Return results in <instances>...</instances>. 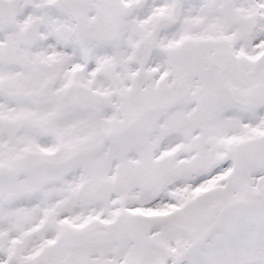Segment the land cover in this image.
<instances>
[{
  "label": "snow or ice",
  "instance_id": "obj_1",
  "mask_svg": "<svg viewBox=\"0 0 264 264\" xmlns=\"http://www.w3.org/2000/svg\"><path fill=\"white\" fill-rule=\"evenodd\" d=\"M0 264H264V0H0Z\"/></svg>",
  "mask_w": 264,
  "mask_h": 264
}]
</instances>
